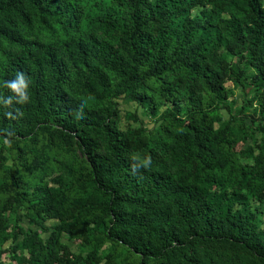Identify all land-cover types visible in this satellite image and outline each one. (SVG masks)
<instances>
[{"label":"trees","instance_id":"16d2710c","mask_svg":"<svg viewBox=\"0 0 264 264\" xmlns=\"http://www.w3.org/2000/svg\"><path fill=\"white\" fill-rule=\"evenodd\" d=\"M112 1L117 9L85 29L83 0H0V239L23 236L17 264H100L107 241L128 264H264L263 212L240 187L262 191L264 150L238 163L232 123L215 124L216 107L230 109L228 83L243 76L222 48L254 69L264 113V0ZM101 24L116 45L98 38ZM18 73L24 103L6 84ZM122 94L165 106L158 128L117 132L110 107L86 101ZM18 208L32 223L52 219L50 238L12 226L3 212ZM62 232L94 245L87 259Z\"/></svg>","mask_w":264,"mask_h":264},{"label":"rangeland","instance_id":"374dc122","mask_svg":"<svg viewBox=\"0 0 264 264\" xmlns=\"http://www.w3.org/2000/svg\"><path fill=\"white\" fill-rule=\"evenodd\" d=\"M86 5L84 20L82 26L86 29L91 27V24L98 25L99 19L102 16V10L112 11L117 9L115 2L112 0H83ZM198 9L191 10V15H197ZM97 28V36L100 40H108L114 42L116 45V34L100 25ZM59 27L57 26V29ZM220 53L232 64H239L243 69V76L240 82H229L228 86L232 90V95L229 98L230 109L224 108L219 105L215 109L216 126H222L224 123L230 121L234 127V147L231 149V154L236 161L241 164L254 163L256 158L260 155V152L264 150V113L260 112L258 100L256 96V87L253 83L254 69L251 65L247 64L245 58H240L230 53L226 48H222ZM179 74H183L180 72ZM113 80L116 81V77L112 74ZM169 76L168 78H170ZM253 99V103L250 101ZM89 106L103 107L109 106L111 109L112 121L117 132H129L131 130L140 129L150 131L161 124L160 114L165 106H161L158 112H153L147 107H142L136 101L131 100L125 95H117L113 98L112 103L106 105L105 103L95 102L89 98H86ZM99 140L106 145V139L104 134L96 136ZM4 140L0 137V152L4 147ZM75 155L81 162H87L89 157L83 153L79 148H75ZM250 176V175H249ZM251 177V176H250ZM57 173L51 174L48 177L49 186L56 188ZM211 189H217L216 183H211ZM241 191L247 193L249 198L257 205L263 212L262 219L264 220V184L262 191L257 193L258 195L252 196V194L246 185H241ZM89 195L95 193L93 189L87 191ZM98 194V193H95ZM3 215L7 217L10 224H19L24 226L28 231L37 230L43 240H48L53 231L52 219L47 218L42 224L32 223L25 216L23 208L17 210H8L3 212ZM23 238L19 235L17 239H13L12 236L4 237L0 239V259L5 264H17L16 256L18 252L14 253L13 245L17 244ZM60 242L69 246L72 252L80 254L83 259H87L88 254L94 248V245L90 241H86L80 236H73L70 233L62 232L60 235ZM98 254L101 256L100 264H105V261L115 256L119 262L117 264H128L129 255L126 250L117 247L114 241H107L98 247Z\"/></svg>","mask_w":264,"mask_h":264},{"label":"clouds","instance_id":"9594fccd","mask_svg":"<svg viewBox=\"0 0 264 264\" xmlns=\"http://www.w3.org/2000/svg\"><path fill=\"white\" fill-rule=\"evenodd\" d=\"M7 87L10 88L13 92H15L19 98V103H24L28 101L29 96L27 93L28 89V81L25 78V75L23 73H18L16 79L6 82ZM6 103H11V98H9ZM134 160L139 161L138 156L133 157ZM143 166H148L151 163V158L148 157L144 159L142 162Z\"/></svg>","mask_w":264,"mask_h":264}]
</instances>
